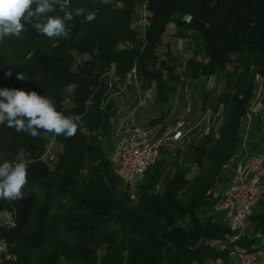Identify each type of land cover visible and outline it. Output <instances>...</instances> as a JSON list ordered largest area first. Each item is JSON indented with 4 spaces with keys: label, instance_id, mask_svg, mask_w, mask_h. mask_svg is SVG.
<instances>
[{
    "label": "trees",
    "instance_id": "obj_1",
    "mask_svg": "<svg viewBox=\"0 0 264 264\" xmlns=\"http://www.w3.org/2000/svg\"><path fill=\"white\" fill-rule=\"evenodd\" d=\"M57 3L68 10L83 7L86 11L66 22L71 32L68 39L48 38L26 24L21 38L0 40V49L14 54L10 63L0 61L5 69L4 88L47 94L55 99L58 111L81 115L82 123L74 137H55L52 161L43 156L49 140L0 123V162L4 158L17 162L23 154L29 181L23 199L0 200V213L12 211L15 220L14 227H0V242L12 255L0 264H59L61 260L70 264H203L225 257L208 243L230 232L224 222L207 216L205 209L222 168L240 142L241 117L254 91L251 67L264 76V0ZM141 9L149 21L144 37L132 28ZM56 14L63 16L62 12L52 15ZM188 16L190 22L185 20ZM169 25L176 26L181 37L185 31L194 34L185 38L186 51L193 54L186 63L190 76L208 77L230 69L222 91L204 100L213 110L222 105V123L218 137L211 133L188 147V166L179 157L175 169L167 171L169 165L159 158L132 197L112 172L108 159L112 146L105 151L103 142L111 141L117 113L105 73L113 64L116 86L135 68L140 88L154 90L158 103L166 104L177 83L171 71L174 65L158 56ZM83 56L87 59L78 62ZM179 58L167 60L176 63ZM9 71L11 77L5 75ZM20 72L28 79L17 80ZM69 84L77 85L71 95L64 93ZM89 98L93 102L86 108ZM161 121L154 119L148 126ZM166 153L170 156V151L162 149L161 156ZM251 222L253 236L264 235V212ZM246 238L239 241L240 246L249 249L257 242Z\"/></svg>",
    "mask_w": 264,
    "mask_h": 264
},
{
    "label": "built area",
    "instance_id": "obj_2",
    "mask_svg": "<svg viewBox=\"0 0 264 264\" xmlns=\"http://www.w3.org/2000/svg\"><path fill=\"white\" fill-rule=\"evenodd\" d=\"M148 26V18L142 10L133 21L132 28L144 37ZM181 56L190 58L185 51L181 52ZM250 70L253 72L251 76L254 84L253 97L241 117L247 125L264 99V90H262L264 76L256 72L253 66ZM105 77L110 78L107 83L111 89L112 84L118 79L113 64L105 73ZM136 78V69L133 68L127 74L123 86L131 85ZM182 82L184 79L181 77L180 86L174 93V101L171 103V114L184 107L189 100L192 91L191 84L189 82L182 84ZM150 98V95L146 94L140 100L147 101ZM105 103L106 101H103L102 106ZM221 123L222 105H219L216 110L206 107L197 116L190 119L188 117L178 119L175 123L156 122L148 128L121 124L113 135L114 141L108 157L112 172L133 197L137 194L138 186L146 171L160 158L162 149L184 153L185 148L190 146L194 140H200L211 133L214 137H218ZM248 143V134H241L235 155L224 166V168L232 167L233 162L236 161L232 167L229 186L221 193L214 207V211L222 215L223 222L230 233L222 240H211L208 243L209 247L215 248L229 258L236 259L235 264H261L259 258L264 254V235H257L260 239L259 248L247 249L239 245V241L246 235L245 231L252 210L264 198V153L249 154ZM52 149L53 141L49 143L46 150V157L50 161L54 159ZM5 212L7 211L0 213V227H14L15 220L12 211H10L12 212L10 213L11 221H1L4 216H7ZM219 262L220 258H216L213 264H219Z\"/></svg>",
    "mask_w": 264,
    "mask_h": 264
},
{
    "label": "clouds",
    "instance_id": "obj_3",
    "mask_svg": "<svg viewBox=\"0 0 264 264\" xmlns=\"http://www.w3.org/2000/svg\"><path fill=\"white\" fill-rule=\"evenodd\" d=\"M34 6V7H33ZM86 11L83 7L68 10L57 0H0V40L21 38L25 25L30 24L38 33L48 38L68 39L71 35L66 22L73 21ZM62 12L63 16L53 13ZM190 22L191 17H185ZM11 77V71L5 73ZM17 80L28 76L20 72ZM76 84L66 85L64 93L71 95ZM92 99L85 101L90 107ZM0 123L33 138L52 142L56 136L74 137L82 123L81 115H64L56 108L53 97L15 88L0 89ZM28 164L4 158L0 162V200L9 202L24 198L28 185Z\"/></svg>",
    "mask_w": 264,
    "mask_h": 264
},
{
    "label": "rangeland",
    "instance_id": "obj_4",
    "mask_svg": "<svg viewBox=\"0 0 264 264\" xmlns=\"http://www.w3.org/2000/svg\"><path fill=\"white\" fill-rule=\"evenodd\" d=\"M102 2H110L112 0H101ZM67 1H65L66 3ZM142 10V9H141ZM180 30L174 26L169 25L166 31V34L164 36V45L158 50V56L159 59H164L167 61L168 64L174 65L173 75H177V83L175 84L174 92L169 94L168 101L166 104L158 103L156 98L154 97V90H151L149 92L143 91L140 88V78H136L135 82L131 85H127L126 87L123 86V83H119L116 86L112 84L111 90H110V97L114 99L116 103V116L113 119L114 122V130L111 135V141L106 143L105 140H103L105 146V151L110 150L112 144H113V135L117 131V129L120 127L121 124L126 125H135L141 128H148V124L150 121L154 119H161V123H175L178 119H186L187 117L190 119L192 117L197 116L205 107H208L204 104V100L206 95L213 96L214 94H217L222 91L223 85L226 80V75L229 72V68H225L223 71L212 75V76H203L200 78H193L190 76L189 73H187V60L193 58V54L186 51V44L187 38H191L190 35H194L193 33L188 34V32H184L185 37H181L179 35ZM169 46V48H168ZM124 49V46H120ZM169 51V52H168ZM185 51L190 55V58H183L181 56V52ZM168 52V53H167ZM167 53V54H166ZM171 56H180L179 60L176 61V63H172L168 61L167 59ZM199 58L201 57V53H199ZM14 57V54L9 50L7 52H4L0 49V61H4L5 63H10L12 61V58ZM87 59V56L78 57V62L85 61ZM5 69L3 66L0 65V89L4 88V73ZM170 71V72H171ZM181 77L184 79V82L182 84H185V82H189L192 87V91L189 97V100L184 105V107L177 110L176 113H172L171 103L174 101V93L178 89L181 83ZM108 78V77H107ZM167 78V77H165ZM107 81H110V78L107 79ZM113 82V80H111ZM149 94L150 99H147V101H141L140 99L144 97V95ZM193 103L191 112H187L188 110L187 104ZM183 114V115H182ZM183 116V117H182ZM198 140H194L191 144L195 145V143ZM190 144V145H191ZM187 146L185 148V153H182V151L177 150H169L170 156L162 155L160 157L159 161H164V164H168L169 167H167V171H170L172 169H175V165L179 161L183 162L184 165L188 166L189 159H190V153L191 150ZM192 147V146H191ZM47 153L45 151L44 157H46ZM26 158L22 154L18 157L17 162L25 161ZM232 176V167L228 166L226 168H222L221 172V180L215 185L212 194H211V202L208 208L205 209V213L207 216L212 217L213 219L217 220L218 222H223V217L220 213H217L214 211V207L217 203V200L221 193L229 186L230 178ZM264 206V198H262L256 207L252 210L250 217H249V224L245 231L246 236L248 240H256L257 242L254 244V248H259L260 246V239L257 237V234L253 236L252 231V222L251 218H253L257 214V208ZM7 216H4L1 221H11L10 211L7 210L5 212ZM260 234V233H258ZM3 241L0 242V263L4 259H9L12 255L11 252L8 250L6 246L3 245ZM251 249V248H249ZM259 261L261 264H264V255H262L259 258ZM59 264H70L63 260L59 262Z\"/></svg>",
    "mask_w": 264,
    "mask_h": 264
},
{
    "label": "crops",
    "instance_id": "obj_5",
    "mask_svg": "<svg viewBox=\"0 0 264 264\" xmlns=\"http://www.w3.org/2000/svg\"><path fill=\"white\" fill-rule=\"evenodd\" d=\"M262 90H264V85H262ZM192 105L193 103L187 104L188 107V110H186L187 112H191ZM240 122H241V134L247 133L249 137L248 153L249 154L264 153V99H262L260 105L256 109V112L253 114L251 121L249 122L248 125L243 119ZM235 162L236 161L233 162L232 167L235 164ZM261 212H264V206L257 208V213H261ZM216 258H213L211 260L209 259L203 264H213L215 263ZM235 260L236 259L229 258L228 256L225 255V257L220 258L219 264H235Z\"/></svg>",
    "mask_w": 264,
    "mask_h": 264
}]
</instances>
